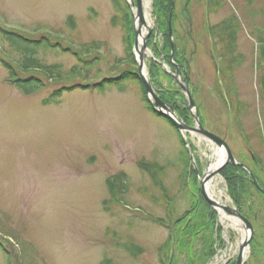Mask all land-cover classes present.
Segmentation results:
<instances>
[{
  "label": "rangeland",
  "instance_id": "374dc122",
  "mask_svg": "<svg viewBox=\"0 0 264 264\" xmlns=\"http://www.w3.org/2000/svg\"><path fill=\"white\" fill-rule=\"evenodd\" d=\"M189 1L175 0V37L191 57L190 88L204 126L225 137L264 188V0ZM153 4L147 19L149 74L153 63L160 65L155 46L162 47L166 36ZM71 15L75 27L68 22ZM0 25L88 47L89 57L99 60L96 80L138 71L112 0H0ZM133 26L135 52V21ZM0 55L7 61L16 56L1 36ZM47 60L62 63L66 71L78 62L61 50ZM160 67L173 77L160 73L159 85L180 89L171 66L164 61ZM7 77L0 63V264H166L160 249L169 229L153 218L170 222L193 207L218 145L199 133L186 135L189 155L195 156L187 165L180 133L148 109L139 80L126 82L125 92L77 89L65 93L60 104L46 106L42 101L55 88L79 78L46 80L45 88L26 95ZM195 124L193 119L190 125ZM140 161L164 167L161 185L140 169ZM120 172L128 175L129 187L124 201H112L109 182ZM213 179L220 186L214 198L234 207L225 175ZM252 191L247 264H264V193ZM234 221L218 214L223 246L207 264L236 263L246 228ZM131 243L142 249L139 256L125 249ZM180 261L186 262L185 254Z\"/></svg>",
  "mask_w": 264,
  "mask_h": 264
},
{
  "label": "trees",
  "instance_id": "16d2710c",
  "mask_svg": "<svg viewBox=\"0 0 264 264\" xmlns=\"http://www.w3.org/2000/svg\"><path fill=\"white\" fill-rule=\"evenodd\" d=\"M173 1L174 0H153L155 14L159 21L158 28L160 31H163L164 29L166 30L164 45L162 47L155 46V52L160 59L168 63L172 69L176 68V66H180V73L182 75L186 74L187 82L191 87L189 74L191 57L187 55L183 44H178V40L175 37V25L178 21V15L176 12V5H174L173 10H171ZM112 2L116 11L121 15V20L123 21L127 31L126 42L128 56H130L132 64H137L136 60L133 58L134 54L132 52L133 48L131 45L132 38L134 36V26L130 5L127 0H112ZM170 16H172L171 21L175 45L173 60L171 59L172 47L168 34ZM68 22L71 23L73 27L76 26L73 15L69 16ZM228 29L229 28L226 27L227 31ZM229 34L230 36L232 35L231 33ZM50 35L32 38L0 25V36L9 44L16 54L15 57L10 55L12 58L9 57V61L11 62L7 61L0 55V63L8 72L7 82L10 85L19 89L26 95H32L45 88L47 81L58 83L68 77L79 78L78 81L71 84H63L60 87L55 88L48 97L43 99L42 103L44 105L60 104L65 93L72 92L77 89L105 93L107 90L115 87L119 91L125 92L126 82L135 80H139L141 82L138 71L133 72L131 70L124 71L117 77H103L100 80L92 78V74L95 70L100 72V69L98 68L99 60L97 57H89L90 49L83 46L76 47V45L71 42L65 46L62 42L54 41ZM180 38L182 43L183 37ZM60 50L64 53L73 54L78 60V62L68 71L64 69L62 63H50L47 60L48 54ZM261 53L262 57H264V48H261ZM159 63L162 66L161 62ZM160 65L153 63L151 67L150 77L154 87L158 91L161 98L174 107L179 117L190 124L193 119L188 108V99L186 95L180 89L175 90L171 88H164L159 85L160 83L157 81V77L160 73L172 76L167 72H161ZM261 84L264 91V79ZM144 99L148 102V109L155 115L160 116L154 110L146 94ZM165 119L175 127L170 120L167 118ZM201 120L204 124L202 117ZM180 139L184 148L183 155L185 161L187 165H189V150L185 146L181 134ZM139 167L143 172L148 173L152 177L156 185H161L158 174L164 171L163 166L156 162L140 161ZM252 171L255 174L254 169H252ZM221 173L225 175L228 191L234 201V204L247 217L252 216L249 212V209L251 208L247 201L248 197L253 196V188L258 193L263 194V192L253 184L251 175L243 167H236L232 164L227 165ZM111 180L112 181L109 182L111 200L115 201V199H117V201H124V194H126L129 187L128 175L125 172H120ZM193 198L195 204L184 215L175 217L170 222H167L164 218H153L155 222L160 223L169 229V235L166 243L162 245L160 249L161 259H163V253L166 252L164 253V256L166 255V264H207L208 261L215 255L217 248L221 247L223 244L222 226L219 225L218 222L217 210L206 201L199 188L196 190V194ZM112 201H104V204L107 206ZM253 216H255L254 212ZM197 243L200 244L199 247L197 246ZM124 247L134 257L139 256L142 252V249L136 247L133 243L125 244ZM181 254H185V263H181L180 261Z\"/></svg>",
  "mask_w": 264,
  "mask_h": 264
},
{
  "label": "water",
  "instance_id": "95a60500",
  "mask_svg": "<svg viewBox=\"0 0 264 264\" xmlns=\"http://www.w3.org/2000/svg\"><path fill=\"white\" fill-rule=\"evenodd\" d=\"M174 3H175V1H173V3H172V9H173ZM131 5H133V7L136 8V12L133 14L134 21H135V45H134V51L135 52H134V54L136 56V60H137V64H138V73H139V77H140L142 83L144 84V88H145V92L147 94L148 100L151 102V105L153 106L154 110L156 111V113L158 115L165 117L168 120H170L172 122V124L175 125L177 130L179 132H181L182 134H184L185 132L199 133V134L203 135L204 137L208 138L209 140L213 141L215 144H217L219 149L222 148L225 150V153H226L225 160L220 163V165L217 167V169L215 171H213L211 173H206L202 177V179H201V191H202V194H203L204 198L206 199V201L211 206H213L217 211H220L219 208H222V209H224L225 212L236 217L239 221L243 222V224L247 230V235L244 237V239H243V241L239 247V254H238V259H237L236 264H245L246 260H247V248L249 247L250 241L253 237V232H254L253 224L245 215H243L239 211V209L236 206L233 207L229 204L223 203V202L215 199L214 197H211L205 189V183L207 181H209L210 179H212L215 175L219 174L222 171V169L225 166H227L229 163H232L235 166H243L244 168H246L248 170H249V168L236 159L231 147L229 146V144L225 138L217 135L216 133L208 130L207 128H205L203 126V124L200 120L199 113L197 111L196 103L192 97L189 86L186 84V80H183V82H180V84H181L182 89L187 94V97L189 100L188 107H189L190 111L193 113V118H194L195 123H196L195 125H189L185 121L181 120L179 118V116L177 115L173 106L171 104H168L166 101H164L160 97V95L157 93L156 89L153 86V83H152L150 77L147 76V73L145 74V71L147 69L146 63H145V55L149 49L148 45H147V41L151 35L152 28L149 24H147V21L145 19L144 10H143V0H136V1L132 0ZM171 15H172V11H171ZM137 19H140V26L139 27L136 25ZM143 27H146L147 32L143 36V43L141 46V50L139 51V53L137 55L136 51L139 48L138 47V43H139L138 37L142 33ZM169 36H170L171 41H173L171 21H169ZM172 48H173V45H172ZM175 77L177 79H179V72L177 70L175 71ZM184 142H185L186 146L189 145V142L185 138H184ZM192 158H193V155H192ZM253 182L256 186L259 187V183H258L256 178L253 179Z\"/></svg>",
  "mask_w": 264,
  "mask_h": 264
},
{
  "label": "bare ground",
  "instance_id": "6f19581e",
  "mask_svg": "<svg viewBox=\"0 0 264 264\" xmlns=\"http://www.w3.org/2000/svg\"><path fill=\"white\" fill-rule=\"evenodd\" d=\"M151 4V0H143V10H144V15H145V19H146V21H147V19L149 18V8H150V5ZM136 25L139 27L140 26V19H137L136 20ZM145 27H143V29H142V33L139 35V37H138V40H139V43H138V50L136 51V53H137V55H138V53H139V51L141 50V46H142V43H143V36L146 34L145 33ZM147 73V76H149L148 74V70L146 69V71H145V74ZM216 155H217V160L215 161V162H213L211 165H210V167L208 168V171H207V173H211V172H213V171H215L216 169H217V167L220 165V163L222 162V161H224L225 160V158H226V153H225V150L224 149H222V148H218L217 149V151H216ZM214 178V177H213ZM210 179L209 181H207L206 183H205V189H206V191H207V193L211 196V197H215V195L217 194V189H219V183H215L214 182V179ZM220 193L223 195V190H220ZM221 195V196H222ZM222 199L220 198V201H221ZM219 210H220V212H221V214H222V217H226V215L228 214L227 212H225L224 211V209H222V208H219ZM225 212V213H224ZM227 213V214H226ZM228 215H230V214H228ZM233 217V216H232ZM235 218V221L234 222H238V220H237V218L236 217H234ZM247 235V230H245V236ZM244 236V237H245Z\"/></svg>",
  "mask_w": 264,
  "mask_h": 264
}]
</instances>
